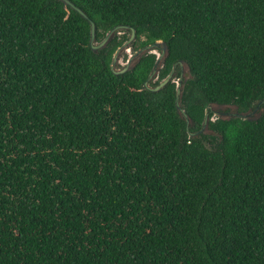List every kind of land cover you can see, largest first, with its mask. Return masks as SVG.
Wrapping results in <instances>:
<instances>
[{"label": "trees", "instance_id": "obj_1", "mask_svg": "<svg viewBox=\"0 0 264 264\" xmlns=\"http://www.w3.org/2000/svg\"><path fill=\"white\" fill-rule=\"evenodd\" d=\"M136 47L186 61L182 103L264 100V0H70ZM90 26L56 0H0V264H264V115L191 139L175 84L142 89L155 56L110 71ZM204 142L211 147L208 149Z\"/></svg>", "mask_w": 264, "mask_h": 264}, {"label": "water", "instance_id": "obj_2", "mask_svg": "<svg viewBox=\"0 0 264 264\" xmlns=\"http://www.w3.org/2000/svg\"><path fill=\"white\" fill-rule=\"evenodd\" d=\"M61 2L64 7H70L74 11L80 14V16L87 20L90 26V50L97 54L99 51L106 48L112 40L120 35L126 34V40L116 48L114 51L111 63L110 71L113 75H123L129 71H132L145 56L152 54L155 56L154 64L148 73L146 79L143 81L142 89L150 93H156L163 90L169 83L175 84V108L178 117L184 122L185 130L191 139H200L202 136L216 137L218 142L214 145L217 148L222 137L210 128V124L215 120L230 121L233 119H240L242 121L257 122L264 115V100L257 101L253 106L247 109H241L237 104H220L217 102H211L206 105L204 110V117L202 122L198 125L191 117L186 113L183 108L182 98L184 90L188 81L193 80L189 64L184 60H179L173 64L169 73L159 80V74L164 67L165 61L169 56V48L166 42L157 40L153 43L147 44L133 53H131L122 65L120 63L122 57L128 53L136 41V30L127 25H117L110 29L101 41L96 39V25L92 19L86 15L79 7H77L70 0H56ZM159 80V81H158ZM204 145L211 149L206 142Z\"/></svg>", "mask_w": 264, "mask_h": 264}, {"label": "rangeland", "instance_id": "obj_3", "mask_svg": "<svg viewBox=\"0 0 264 264\" xmlns=\"http://www.w3.org/2000/svg\"><path fill=\"white\" fill-rule=\"evenodd\" d=\"M120 36H121V35H120ZM133 52H134V45H133L132 48L128 51V53H126V54L122 57L120 63L123 65V64L126 62V60L128 59L129 55H130L131 53H133Z\"/></svg>", "mask_w": 264, "mask_h": 264}, {"label": "flooded vegetation", "instance_id": "obj_4", "mask_svg": "<svg viewBox=\"0 0 264 264\" xmlns=\"http://www.w3.org/2000/svg\"><path fill=\"white\" fill-rule=\"evenodd\" d=\"M102 39H103V38H102ZM102 39H100L99 41H101ZM139 48H141V47H136L135 44H134V51L137 50V49H139ZM159 80H160V79H159ZM159 80H158V81H159Z\"/></svg>", "mask_w": 264, "mask_h": 264}]
</instances>
